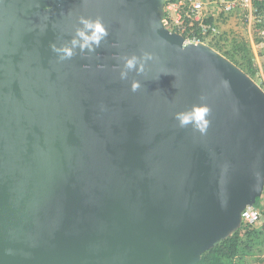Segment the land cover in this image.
<instances>
[{
    "label": "water",
    "instance_id": "95a60500",
    "mask_svg": "<svg viewBox=\"0 0 264 264\" xmlns=\"http://www.w3.org/2000/svg\"><path fill=\"white\" fill-rule=\"evenodd\" d=\"M166 1L0 0V264H196L262 197L264 88ZM81 16L108 37L61 62ZM201 96L204 135L174 118Z\"/></svg>",
    "mask_w": 264,
    "mask_h": 264
},
{
    "label": "built area",
    "instance_id": "2783aa9c",
    "mask_svg": "<svg viewBox=\"0 0 264 264\" xmlns=\"http://www.w3.org/2000/svg\"><path fill=\"white\" fill-rule=\"evenodd\" d=\"M229 14L240 11L243 20L248 24L249 31L254 30L256 21H260V12L257 0H169L165 3V25L172 31H177L185 37L187 43H208L211 37L219 34L218 24L210 20L211 11ZM251 34V32H250ZM252 40L253 39V36ZM264 47V42L256 44ZM261 66H258L259 82L264 88V74ZM245 223L255 226L262 221L261 210L254 206H248L242 212Z\"/></svg>",
    "mask_w": 264,
    "mask_h": 264
},
{
    "label": "clouds",
    "instance_id": "9594fccd",
    "mask_svg": "<svg viewBox=\"0 0 264 264\" xmlns=\"http://www.w3.org/2000/svg\"><path fill=\"white\" fill-rule=\"evenodd\" d=\"M108 37L107 26L101 17L90 18L81 16L78 21V26L75 28L74 34L67 42L57 45L53 43L51 50L57 55L59 61L72 59L73 56L79 54L94 53L100 47L102 41ZM122 68L119 71L120 80H127L130 72H136L137 75H143L147 72V65L149 61H153L155 57L152 53L144 52L142 55L135 54L125 55L120 57ZM168 74L167 72H160L156 79L158 80L161 74ZM141 81L133 79L131 81V90L138 91L141 88ZM210 106L207 103L206 97L201 96L200 102L193 104L190 108L176 112L174 114L175 120L178 122L180 128H187L189 126L201 135L207 133L210 121Z\"/></svg>",
    "mask_w": 264,
    "mask_h": 264
},
{
    "label": "trees",
    "instance_id": "16d2710c",
    "mask_svg": "<svg viewBox=\"0 0 264 264\" xmlns=\"http://www.w3.org/2000/svg\"><path fill=\"white\" fill-rule=\"evenodd\" d=\"M257 4L261 17L253 28L254 41L259 44L264 42V0H257ZM209 45L239 65L254 79L256 78L258 72L256 55L247 37L239 34L230 36L226 31H222L211 37ZM261 200L262 197L258 198L254 207L260 209ZM259 234L255 226L244 222L233 235L215 243L211 249L204 252L196 264H237L238 258L254 254L258 249L256 240Z\"/></svg>",
    "mask_w": 264,
    "mask_h": 264
},
{
    "label": "rangeland",
    "instance_id": "374dc122",
    "mask_svg": "<svg viewBox=\"0 0 264 264\" xmlns=\"http://www.w3.org/2000/svg\"><path fill=\"white\" fill-rule=\"evenodd\" d=\"M220 32L226 31L230 36L234 34H239L244 37L250 38V32L251 35H254V30L251 28V31H249V27L247 26L246 22L242 18V14L240 11H234L229 14H223L220 18V21H217ZM209 42V40L207 41ZM255 55H256V65L261 66L262 73L264 74V47H257L255 49ZM256 81H261V76L256 75L255 78ZM261 200V213L264 214V195H262Z\"/></svg>",
    "mask_w": 264,
    "mask_h": 264
},
{
    "label": "crops",
    "instance_id": "0c3cea01",
    "mask_svg": "<svg viewBox=\"0 0 264 264\" xmlns=\"http://www.w3.org/2000/svg\"><path fill=\"white\" fill-rule=\"evenodd\" d=\"M208 9H209V11H211L210 19H212L216 23H217V21H220V18L222 17L223 14H226V13L215 12L214 8H212V7H209ZM247 26H248V24H247ZM251 36L252 35L250 34L249 40L252 44V47H253L254 53H255V49L257 48V45H256L255 41L252 40ZM253 39H254V35H253ZM263 195H264V193H263ZM255 228L260 233L258 235L257 240H256L258 249L254 252V254L238 258L236 260L237 264H264V214L262 215V221L260 223H258L257 225H255ZM260 250H261V252H259Z\"/></svg>",
    "mask_w": 264,
    "mask_h": 264
}]
</instances>
